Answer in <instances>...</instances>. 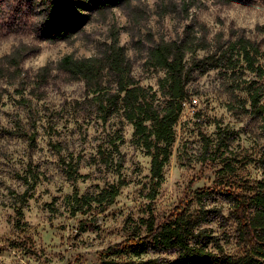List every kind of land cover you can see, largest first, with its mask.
Wrapping results in <instances>:
<instances>
[{
    "label": "rangeland",
    "instance_id": "374dc122",
    "mask_svg": "<svg viewBox=\"0 0 264 264\" xmlns=\"http://www.w3.org/2000/svg\"><path fill=\"white\" fill-rule=\"evenodd\" d=\"M71 1L73 34L66 40L47 37L39 15L46 0L34 3L39 33L0 36V264H101L103 250L144 235V222L151 216L162 220L190 188L215 186L225 163L235 179H264V129L246 104L245 81L254 74L238 68L192 72L171 156L154 190L151 157L136 144L133 127L119 115L103 121L84 83L59 68L66 55L101 56L116 36L131 76L156 92L163 107L164 71L145 64L152 46L190 33L207 41L211 52L244 37L259 45L264 68V0H112L106 7L105 0ZM207 54H188V65ZM259 83L264 85V76ZM103 86L113 89L112 77ZM219 134H225L226 146L215 152ZM68 164L76 168L73 178ZM119 183L112 204L94 202L71 213L75 190L97 196ZM190 210L225 252L237 253L230 204L212 197L194 201ZM150 257L156 256L142 260Z\"/></svg>",
    "mask_w": 264,
    "mask_h": 264
},
{
    "label": "trees",
    "instance_id": "16d2710c",
    "mask_svg": "<svg viewBox=\"0 0 264 264\" xmlns=\"http://www.w3.org/2000/svg\"><path fill=\"white\" fill-rule=\"evenodd\" d=\"M34 3L35 0H0V36L21 31L39 33L38 23L35 25L32 20L37 15ZM46 3V8L39 15L44 14L47 37L51 40L70 38L73 34L69 24L73 2L46 0ZM111 3L112 0H105L104 7ZM209 47L207 41L190 33L152 46L145 64L148 68L164 71V77L159 80V90L166 99L163 107L156 104V92L139 85L131 76V64L116 36L101 56L76 59L66 55L59 62V68L71 81L83 82L87 93L93 95L92 100L97 103L103 121L119 115L133 127L136 144L151 157L150 174L154 190L160 186L163 168L171 156L174 128L183 111L186 87L193 71L238 68L254 74V79L245 81L246 104H249L250 116L260 118L264 129V85L259 83L264 76V68L260 64L262 53L259 45L238 37L228 42L224 49L217 46L210 52ZM198 50H208V54L189 66L187 55ZM106 76L112 77L113 89L104 88ZM32 137L28 139L32 141ZM226 140L225 134H219L215 152L226 146ZM114 148L117 149L115 144ZM101 161L108 163L107 158ZM261 162L264 166V159ZM75 174L76 168L68 164V177L73 178ZM22 180L28 183L27 178ZM121 185H112L97 196H79L75 190L70 197L71 213H82L84 207H90L94 202L106 206L112 204ZM214 185L193 191L190 188L189 193L162 220L151 216L144 222V235L103 250L101 264H264V179L255 184L235 179L233 168L225 163ZM212 197L230 204V215L236 224V254L225 252L219 242L201 227L203 219L190 210L194 201ZM161 254H173L175 258L161 260ZM147 255L156 257L142 260Z\"/></svg>",
    "mask_w": 264,
    "mask_h": 264
}]
</instances>
